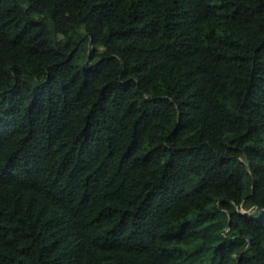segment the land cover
<instances>
[{
	"label": "trees",
	"instance_id": "obj_1",
	"mask_svg": "<svg viewBox=\"0 0 264 264\" xmlns=\"http://www.w3.org/2000/svg\"><path fill=\"white\" fill-rule=\"evenodd\" d=\"M0 264H264V0H0Z\"/></svg>",
	"mask_w": 264,
	"mask_h": 264
},
{
	"label": "water",
	"instance_id": "obj_2",
	"mask_svg": "<svg viewBox=\"0 0 264 264\" xmlns=\"http://www.w3.org/2000/svg\"><path fill=\"white\" fill-rule=\"evenodd\" d=\"M239 210H241V207L239 208Z\"/></svg>",
	"mask_w": 264,
	"mask_h": 264
}]
</instances>
